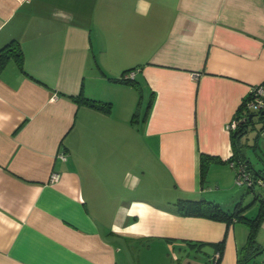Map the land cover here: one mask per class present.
Segmentation results:
<instances>
[{
  "label": "crops",
  "instance_id": "crops-1",
  "mask_svg": "<svg viewBox=\"0 0 264 264\" xmlns=\"http://www.w3.org/2000/svg\"><path fill=\"white\" fill-rule=\"evenodd\" d=\"M11 39L23 70L0 69V264L241 263L246 224L176 202L232 209L227 124L264 82V0H0V48ZM129 68L138 86L114 80ZM247 141L264 169V129ZM200 153L225 161L203 184Z\"/></svg>",
  "mask_w": 264,
  "mask_h": 264
},
{
  "label": "trees",
  "instance_id": "trees-1",
  "mask_svg": "<svg viewBox=\"0 0 264 264\" xmlns=\"http://www.w3.org/2000/svg\"><path fill=\"white\" fill-rule=\"evenodd\" d=\"M13 57L18 67L23 70V53L20 47L18 40L11 39L3 47L0 48V69L7 63V61ZM135 68H129L124 70L118 77L114 80L130 83L135 86H138L135 78H124L122 75L130 70ZM250 98V92L242 100L240 106L236 110L234 116L239 118V121L235 128L230 130V138L232 142L233 154L227 159L228 162H233V166L236 168L242 166L244 171L247 172L253 182L250 185H246L248 191H254L256 186H262L264 188V169L255 168L248 154L246 153L247 147H255L256 143H249L247 141L246 134L250 129V125L253 123V115L255 113L251 111H258L260 117V127L257 130L258 132L255 135L257 137L259 131L264 129V114H260L261 111H264V107L259 110H250L245 106L246 100ZM75 100L78 102L86 103L90 106H93L98 109H103L104 111H109L111 107L110 102H105L101 100H95L87 98L84 96H75ZM151 99H149L146 105V112L150 107ZM249 114H253L252 118H249ZM136 115V112L134 113ZM212 162H225L218 156L200 153L199 156V177L200 182L203 184L206 180L208 166ZM261 181V182H260ZM244 185V184H242ZM242 201L236 202L235 206L232 209H224L218 203L207 199H179L176 202L178 211L183 215H197L213 218L220 221H225L226 223H231L233 221H239L247 225L248 234L246 243L242 246L240 251V264L247 258H252L259 253H264V245L257 244L255 245V237L258 227L262 220H264V194H261L259 198V204L257 212L254 216H248L243 214L245 209L242 206ZM222 242H220L221 248ZM221 252V250H220ZM213 264H219V257L217 259L213 258Z\"/></svg>",
  "mask_w": 264,
  "mask_h": 264
},
{
  "label": "rangeland",
  "instance_id": "rangeland-1",
  "mask_svg": "<svg viewBox=\"0 0 264 264\" xmlns=\"http://www.w3.org/2000/svg\"><path fill=\"white\" fill-rule=\"evenodd\" d=\"M144 98H145L144 102L146 103V101L148 99V92L147 91L145 92ZM251 112L255 113L253 115V123L250 125V129L248 130L245 137H249L250 139L253 140L255 134L258 132L257 130L259 129L261 122H260V117H259L258 111H251ZM251 154L252 153H249V156H251V159L253 160V162H255L256 159ZM146 159H148V158H146ZM212 179L213 178H212L211 174H209L208 175L209 183L207 182V184H209L211 187H214L215 184L213 185L214 182ZM223 183H225V187L224 188L221 187V189L218 193H219L220 198L226 203L225 205H228V203H230L229 207L233 208L235 206L236 202L242 201L241 203L244 207H248V208L251 207V201H252L254 195L251 191L247 190L245 185L237 184L235 181V177H233V180L231 181V183L228 182V180H226V182L223 181ZM257 188L262 194L260 187L257 186ZM235 194L237 195V198L234 199L233 196ZM231 199H234V201ZM230 200H231V202H230ZM260 243L264 244V220L261 221V223L258 227L254 244L257 245ZM261 254L262 253L255 255L252 259V262H250V264H255V263L256 264H264V262H262Z\"/></svg>",
  "mask_w": 264,
  "mask_h": 264
},
{
  "label": "built area",
  "instance_id": "built-area-1",
  "mask_svg": "<svg viewBox=\"0 0 264 264\" xmlns=\"http://www.w3.org/2000/svg\"><path fill=\"white\" fill-rule=\"evenodd\" d=\"M135 75V70H130L122 75L124 78H133ZM245 106L247 109L250 110H259L262 107H264V82H260L258 84H255L250 89V98L246 100ZM239 121V118L236 116H233L232 119L228 122V129L231 130L236 127L237 123ZM60 156L62 158H65V155L63 153H60ZM233 165L234 163L231 162ZM58 175L56 173L52 174V178H57ZM235 181L237 184L242 185H250L252 184L253 180L251 176L244 171L242 166H238L236 168V175H235ZM261 182V181H260ZM220 253L216 252L214 255V259H217L219 257ZM262 262H264V254H262Z\"/></svg>",
  "mask_w": 264,
  "mask_h": 264
},
{
  "label": "water",
  "instance_id": "water-1",
  "mask_svg": "<svg viewBox=\"0 0 264 264\" xmlns=\"http://www.w3.org/2000/svg\"><path fill=\"white\" fill-rule=\"evenodd\" d=\"M260 114H264V111H261ZM253 114H249V118H252Z\"/></svg>",
  "mask_w": 264,
  "mask_h": 264
}]
</instances>
